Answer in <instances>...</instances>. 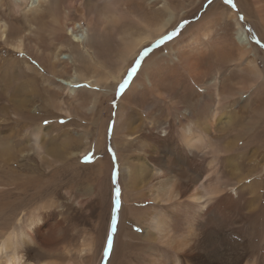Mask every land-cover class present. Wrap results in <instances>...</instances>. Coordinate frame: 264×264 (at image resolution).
<instances>
[{"label": "rangeland", "instance_id": "obj_1", "mask_svg": "<svg viewBox=\"0 0 264 264\" xmlns=\"http://www.w3.org/2000/svg\"><path fill=\"white\" fill-rule=\"evenodd\" d=\"M37 1L0 0V25L6 26L4 37L0 38V242L13 231L19 235V242L23 239L27 241L24 234L27 220L31 215L39 216L44 219L43 223L34 228L37 229L36 235L32 234V242L27 244L36 243L33 246L39 250L38 255L43 254L47 264H107V261L109 264L120 225L119 216L130 218L129 210L124 207L138 203L140 194L146 192L135 189L142 182L139 168H179L175 163L176 152L182 153L184 162L190 168H199L203 173L207 168L222 170L221 182L232 187L243 185L236 190L235 196L260 198L261 211L264 212V174H261L262 180H253L264 169V81L251 84L248 70L234 62L238 50L232 21V15H237L250 46L256 52L257 67L264 74V20L262 23L259 21V16L264 19V0H232L231 4L226 0H173L174 11L180 16V21L163 36L138 50L130 57L128 66L121 65V40L118 39V44L116 39L99 36L97 45L101 49L98 50L100 57L99 54L97 57L100 61L99 58L97 61L96 55L93 58L88 54L79 57L80 72L91 77V81L74 88L78 90L77 100L84 108L96 98L93 111L78 110L73 104L75 113L66 117L49 108L50 122L43 121L47 118L44 107L49 96L41 78L45 71L36 73L28 70L38 66L34 55H25L12 48L14 39L33 36L30 32L39 27L38 20L24 15ZM63 1L55 0V3L61 8ZM162 2L157 0L146 11L161 10ZM134 4L133 0H113L111 5L121 15L120 24L125 25L133 37H143L146 33L138 29L129 17L138 18L146 11L142 13ZM157 16L163 20L167 15L158 13ZM72 18L76 19V16ZM204 19L208 20L206 24L212 34L208 42H199V52L191 54L192 64L188 63L184 69L174 62V56L179 54H173L168 49L170 46H177L178 49L185 47L189 43V35L202 28L200 23ZM199 31L197 35H201ZM173 32L176 34L170 40L157 44L162 37ZM65 34V40L58 41L66 44L72 36L68 31ZM41 36L43 33L38 35ZM38 37H31L28 42L45 45V38ZM85 37L90 40V36ZM136 60H140V64L121 90L120 85ZM149 62H155L150 73L146 72L151 74L157 90L153 97L145 85L144 66ZM119 66L123 73L116 84L109 76L115 74ZM72 73L69 72L70 75ZM59 78L66 77L62 75ZM95 79L101 87H93ZM239 91H243L241 99L236 94ZM90 92L95 96H91ZM21 100L34 101L35 108L38 107L35 120L15 116L17 111L13 102ZM212 105L216 107L214 112L218 116L229 117L225 119L221 116L210 131H205L210 137L214 155L210 149L205 151L200 147L192 153L193 156L189 155L179 144L178 128L183 125L177 126V121L182 119L180 112L182 115L186 113L187 124L193 132L197 128L194 133L203 132V123H210ZM38 127L43 128L40 132L44 137L41 144L43 148L50 149L51 164L41 161L34 151L29 133ZM155 145L159 148L155 149L157 153L151 159ZM156 155L167 157L166 165L153 163ZM123 168H126L125 172ZM252 181L253 186L249 188ZM34 186H38L39 191L33 199ZM46 186H49V193L45 192ZM117 188L120 190L118 206L115 202ZM252 190L255 195H251ZM123 201L126 205L121 209ZM135 208L146 207L137 204ZM14 216L17 218L14 219ZM17 219L20 222H16ZM133 224L135 222L129 219L124 222V227L134 229L133 234L141 233V228ZM59 232L60 236H57ZM20 233H23L21 238ZM123 233L122 228L118 236L120 244L115 250L118 253L116 262L120 263L124 257L122 261L130 264V258L126 257L130 248L125 249L121 244L120 235ZM52 234L55 244L45 245L47 237ZM133 239L134 236L130 238L132 244L141 245Z\"/></svg>", "mask_w": 264, "mask_h": 264}, {"label": "bare ground", "instance_id": "obj_2", "mask_svg": "<svg viewBox=\"0 0 264 264\" xmlns=\"http://www.w3.org/2000/svg\"><path fill=\"white\" fill-rule=\"evenodd\" d=\"M24 1L26 2V0ZM112 1L93 0L90 2V0H64L60 8L59 4L55 3V0H38L34 7L25 12L24 15L26 17L38 20L37 25L39 24V27H36L30 32L33 36L14 39L12 48L25 55H34L38 63V66H36L39 69L37 67H29L28 70L36 73L45 71V74H42L41 78L45 85V91L49 95L46 104L44 102L47 105L44 107L46 111L49 108L54 109L59 114L63 113L66 117H69L75 113V110L73 111V104L78 110L93 111L96 100V98H93L95 96H93L94 93L90 92L91 96H93V102H91L89 107L84 108L80 105L81 102H78L76 94L78 90L74 88L78 87L81 83L91 81V77H87L86 73L84 75L82 73L83 71L80 72L82 68L79 67V57L84 56V54H88L91 58L96 55V59L100 57L98 50L101 48L97 45V38L99 36L102 37L103 35L109 39L121 40L122 54L120 59L121 65H125L130 60V57L132 58L144 45L160 38L180 21V16L176 15L174 11L173 0H163L161 10L151 13L147 12V8L157 0H133L136 3L134 5H136L137 10H141L142 13L147 10L145 14L138 16V18L129 17L138 29L146 33L143 37L141 35L137 37L135 35L133 37L127 31L125 25L120 24L119 19L121 15L112 9ZM114 3L116 4V2ZM72 10L73 12L71 13ZM158 13L167 16L163 20H160L159 16H157ZM73 15L76 16V19L72 18ZM147 17H149L148 20H144ZM259 17V21L262 23L264 19L262 16ZM203 21L200 23L203 24L202 28L198 29V31H201H199L201 35H197L198 31H196L189 35L190 37L187 40L189 43L185 47L178 49L177 46L176 48L170 46L168 49L169 52H177L179 54V56H174V62L178 66L184 67V69L187 68L188 63H191V54L199 52V42H208L207 39L212 34V31L209 29L210 27L206 24L208 20L204 19ZM232 21L235 26L233 37L237 43L238 50V56L234 62L238 66H244L248 70L252 81L251 84H261L264 81V74L257 67L256 52L250 46L237 15H232ZM152 22L156 24L152 25ZM5 28V25H0V38L4 37ZM67 31L72 36L71 41L69 40L70 42L66 44L59 42L58 39L65 40V33ZM41 33H43V36L38 37ZM85 36H90V40L87 41ZM31 37H38V39L45 38L43 40V42L45 41V45L38 46L37 43L30 44L28 39ZM102 42H99L100 45ZM65 50H67V53H64L66 52ZM97 54H99V57H97ZM24 63L27 62L24 61ZM154 64L155 62H149L144 66V73L146 74L145 85L149 88L148 90H150L152 97L156 96L157 90L150 78L151 74L146 72L149 71L150 73L151 66L154 67ZM70 71H73V75L69 74ZM122 71L123 69L119 66L115 74L109 76V79L117 84L123 73ZM57 75L58 79L56 78ZM62 75L66 78L60 79L59 76ZM104 80L106 81V79ZM93 85V87H98L99 81L95 79ZM242 93L243 91L236 93L240 95V99L242 98ZM13 103L16 111L18 112L20 110L22 112L20 114H17V112L14 113L19 119L24 118L25 120L33 121L35 117H38L36 116L37 113H35L38 111L36 110L38 107L35 108L34 101L21 100ZM212 107L213 113L210 123H203V128L205 129L204 131L202 130L203 132L199 131L194 133L197 128L193 132L189 124H187L188 119L186 118V113L183 112L184 114L182 115V111L180 112L182 119L177 121V126L183 125L178 126L180 128V130L178 128V132L180 131L179 144L189 155H192L193 152L200 148L205 151L210 149V153L214 155L210 137L206 132L213 128L216 122L221 119L222 115L219 114L218 116L214 112L216 107L213 105ZM46 111L47 118H44L43 121L50 122L51 117L49 118V115H51V112ZM224 118L228 119L229 117L226 116ZM192 124H194L193 121ZM39 127L32 133H29L35 147L34 151L41 161L44 160L47 164H51L50 149L43 148L41 142L44 137L40 133L43 128L40 129ZM65 137L67 136L65 135ZM66 139L69 141V138ZM154 147L151 151V159L159 148L158 145ZM181 155L182 153L177 152L175 154V163L179 168H146L147 171L145 168H139L142 172H139L138 175L142 182L137 184L135 189L146 190V192L140 194L137 199L139 201L138 203H131L132 205L129 204L130 206H128L125 204V201L122 202L121 209L126 205L124 208L129 210L130 218H125L123 215L119 216L120 225L116 233L115 244L110 254L109 264H128L126 260L122 261L125 259L124 257L120 260V263L116 262L118 253L115 250L118 249L120 244L118 236L122 228L124 233L120 235L121 244H123L125 249L130 248V252L128 251L127 256L125 255L128 259L130 258V264H264V212L261 211V199L257 198L256 200L255 196L252 198L236 197V190H239L243 185L237 184L233 188L229 184L221 182L222 170L218 168H207L204 173L199 168H190L188 166L189 164L185 163L186 161L184 162ZM166 158L162 155H156L152 161L159 165H166ZM123 171L125 172L126 168H123ZM261 174H264V169L261 170L259 175H255L253 180H257L258 178L262 180ZM211 181H214V185ZM249 184L248 187L251 188L253 181ZM38 191V186H34L33 199L37 196ZM45 192L49 193V186H46ZM251 195H255L254 190H252ZM134 204H142L146 208L136 209V205ZM16 218L14 216V219ZM129 219L135 222L133 224L134 226L141 228L142 234L140 232V234L138 232L133 234L132 231L134 229L124 227V222L129 221ZM43 220L41 217L34 215H31L27 220V224L25 223L27 233L24 232L26 238H28L27 241L23 239L21 241L22 243L19 242L17 239L19 235L13 231L0 242V264H47L46 260L43 259V254L38 255L39 250L35 248L36 246H33L37 244L34 243L31 246L27 244L32 240V234L34 235L36 233L37 229L34 228L42 224ZM16 222H20V219H17ZM22 235L23 233H20L19 238ZM53 235H48L49 237H47L48 239L45 245L47 244L48 246V243L55 244L53 243ZM57 236H60V232L57 233ZM133 236L138 240V243L141 242L140 246L130 242V238Z\"/></svg>", "mask_w": 264, "mask_h": 264}, {"label": "snow or ice", "instance_id": "obj_3", "mask_svg": "<svg viewBox=\"0 0 264 264\" xmlns=\"http://www.w3.org/2000/svg\"><path fill=\"white\" fill-rule=\"evenodd\" d=\"M226 3L231 4L232 3V0H226ZM175 34L176 33L173 32V33H170V34L162 37L161 40L157 41V44L163 42V40H170L172 38V36H174ZM145 51H147V50H145ZM136 64L139 65L140 64V60H136ZM135 71H136V69L133 68L132 71L128 73L129 78H131L132 72H135ZM127 83H128V80L127 79L124 80V82L120 85V89L122 90L125 87V85H127ZM119 195H120V190L117 188L115 190V196H116L115 202H116L117 206L119 204ZM113 211L115 212V209ZM113 221H115V215H113ZM110 245H111V240L109 239V246ZM105 254L107 255V249H105Z\"/></svg>", "mask_w": 264, "mask_h": 264}, {"label": "trees", "instance_id": "obj_4", "mask_svg": "<svg viewBox=\"0 0 264 264\" xmlns=\"http://www.w3.org/2000/svg\"><path fill=\"white\" fill-rule=\"evenodd\" d=\"M139 59H140V57H139ZM136 66H137V64L135 63V65H133V68L136 69ZM133 68H132V69H133ZM132 69L130 70V72L132 71ZM132 74H133V72H132ZM126 79H127V80L130 79L129 76H127Z\"/></svg>", "mask_w": 264, "mask_h": 264}]
</instances>
